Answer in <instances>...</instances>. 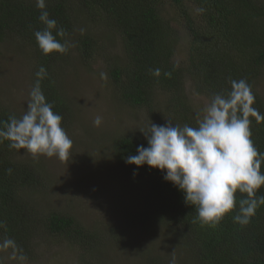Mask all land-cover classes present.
Listing matches in <instances>:
<instances>
[{"label": "trees", "instance_id": "trees-1", "mask_svg": "<svg viewBox=\"0 0 264 264\" xmlns=\"http://www.w3.org/2000/svg\"><path fill=\"white\" fill-rule=\"evenodd\" d=\"M167 1L177 10L184 9L187 3L193 13L179 10L181 20L175 22L186 32L180 63L175 61L179 32L163 14ZM47 10L66 32L62 42L66 39L71 43L69 51L73 50L83 64L96 56L99 45L89 34L75 29L79 21H102L107 34L120 39L123 61L110 64L107 76L115 98L123 104L151 109L156 94L161 92L167 97L165 107L175 121L189 124L195 116L188 109L186 84L193 86L196 95L211 100L214 94L231 90L230 79L243 78L252 86L253 107L264 114V100L258 92L264 71V3L259 0H47ZM39 15L35 0H0V44L9 40L26 46L32 59L31 88L39 68L47 69L48 76L41 81V87L53 111L63 117L62 127L66 129L74 111L62 92L58 72L60 61L69 59V51L49 55L41 52L34 36V31L44 27ZM157 68L161 71L159 77L152 74ZM10 114L22 115L0 101V121H7ZM251 132L255 147L264 152V121L253 118ZM8 145L7 140L0 143V239H14L28 258L35 250L36 239L46 236L42 242L45 249L73 245L86 264H96L101 235L67 213L46 208L40 215L29 193L43 187L42 172L38 166L16 160V149ZM140 145L147 147L144 136L120 135L112 141L114 159L123 174L132 181L144 182L153 195L154 203L130 213L126 223L141 226L146 233L163 228L171 245L183 250L181 264H264V205L246 226L234 222L235 211L215 225L193 222L197 216L195 207L185 202L177 187L163 179L159 169L126 163L125 158L135 155ZM8 169L12 170L10 174ZM257 195H264V186ZM236 196L242 198L239 192ZM108 235L115 237L112 228ZM7 252L13 256L11 250ZM145 260L146 264L164 262L157 256Z\"/></svg>", "mask_w": 264, "mask_h": 264}, {"label": "rangeland", "instance_id": "rangeland-1", "mask_svg": "<svg viewBox=\"0 0 264 264\" xmlns=\"http://www.w3.org/2000/svg\"><path fill=\"white\" fill-rule=\"evenodd\" d=\"M259 1L264 3V0ZM189 8L186 3V7L179 10L187 9L186 12L192 15ZM179 10L168 1L163 5V14L180 35L175 50V61L180 63L186 32L175 23L181 20ZM79 22L75 29L89 34L98 43L99 50L86 64L73 50L68 52L69 59L60 61L58 77L62 92L72 102L74 111V118L65 129L73 140V147L66 161L43 155L33 157L26 150H16V160L38 166L42 172L40 185L43 187L30 192L29 196L36 202L35 209L40 215H44L46 208L53 209L73 216L85 228L97 230L101 235L97 243L101 252L97 251L96 264H146L148 256L159 257L164 260L163 264H171L174 257L176 264H181L183 250L171 245L170 236L163 228L146 233L141 226L138 228L132 222H125L130 213H137L154 203L153 195L144 182L132 181L123 174L112 150V141L116 137L144 136L139 129L146 128L151 122L157 125H164L167 120L178 123L165 107L167 97L161 92L156 94L151 109L132 107L115 98L108 84L107 69L110 64L123 61L121 41L115 35L111 38L107 34L102 21ZM75 35L74 32L73 37ZM31 61L25 45L9 40L0 44V101L16 113L23 114L27 107ZM101 73L106 78H102ZM259 86L258 92L264 100V71ZM185 97L193 117L202 113L203 107L210 102L208 97L196 95L190 84L185 85ZM97 116L102 118L98 127L93 123ZM195 122V118L190 119L189 125L193 126ZM111 228L114 238L108 235ZM44 239L46 236L36 239L35 250L23 262L13 259L7 251L0 252V260L3 264H86L73 245L45 249Z\"/></svg>", "mask_w": 264, "mask_h": 264}, {"label": "clouds", "instance_id": "clouds-1", "mask_svg": "<svg viewBox=\"0 0 264 264\" xmlns=\"http://www.w3.org/2000/svg\"><path fill=\"white\" fill-rule=\"evenodd\" d=\"M35 4L40 10L38 19L44 25L34 31L39 49L44 55L66 54L72 45L66 39L62 42L66 32L50 17L47 0H35ZM152 74L159 77L161 71L157 68ZM35 75L23 114H10L7 121H0V143L7 140L10 149L26 150L33 157L43 155L66 161L73 140L62 127L63 117L53 111V104L43 93L41 81L48 76L47 69L41 66ZM101 77L106 75L101 73ZM230 85L227 94H214L202 113L196 114L194 126L167 120L164 125L151 122L139 129L147 147L140 145L135 155L125 158L130 165L146 164L159 169L163 179L177 187L185 202L195 207L197 216L193 222L215 225L235 211L234 222L246 226L264 205V195H257L264 186V152L255 147L251 138L252 119L264 121V114L253 107L255 95L245 79H230ZM93 123L100 126L102 118L97 116ZM7 171L10 174L12 170ZM237 192L242 198L237 199ZM8 250L13 259H27L14 239L4 237L0 239V252ZM171 264H176L174 257Z\"/></svg>", "mask_w": 264, "mask_h": 264}]
</instances>
